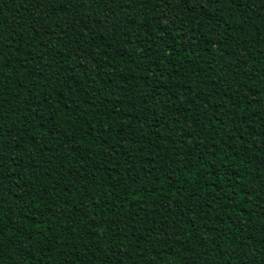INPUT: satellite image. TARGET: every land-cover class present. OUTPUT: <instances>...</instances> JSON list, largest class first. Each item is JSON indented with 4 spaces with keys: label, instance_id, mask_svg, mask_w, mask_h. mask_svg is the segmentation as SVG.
<instances>
[{
    "label": "trees",
    "instance_id": "1",
    "mask_svg": "<svg viewBox=\"0 0 264 264\" xmlns=\"http://www.w3.org/2000/svg\"><path fill=\"white\" fill-rule=\"evenodd\" d=\"M0 264H264V0H0Z\"/></svg>",
    "mask_w": 264,
    "mask_h": 264
}]
</instances>
